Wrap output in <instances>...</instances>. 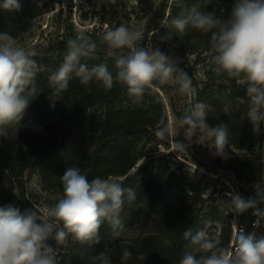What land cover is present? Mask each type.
<instances>
[{
    "label": "trees",
    "instance_id": "obj_1",
    "mask_svg": "<svg viewBox=\"0 0 264 264\" xmlns=\"http://www.w3.org/2000/svg\"><path fill=\"white\" fill-rule=\"evenodd\" d=\"M197 0L185 6L196 4ZM226 4L234 0H220ZM104 11L105 23L112 25L116 20V6L120 0H106ZM20 11L0 9V32H8L18 37L28 31L34 20L50 8L39 0H20ZM200 10L215 12L217 16L227 19L232 7L217 4H205L199 0ZM185 6H174L167 18L180 12ZM166 17V3L161 0L160 6L149 19L150 29L160 28L164 38L172 33L170 44L185 48L191 44V51L210 52V34H204L189 28L187 33L179 36L170 27H160V21ZM101 32H86L98 44L97 53L106 54L112 50L100 40ZM75 36L63 34L55 43L50 44L46 53L56 47L67 50V40ZM163 42V43H164ZM138 45V44H137ZM184 50V49H183ZM186 50V49H185ZM186 53V51H184ZM45 55H37L41 62ZM199 60V59H197ZM109 70L115 74L114 56L105 59ZM199 62V61H196ZM193 80V70L184 63H179ZM49 75L39 70L36 76V87L41 93L30 101L29 107L20 122L18 134L14 140L0 138V206L13 204L21 212L35 207L27 191L28 182L38 174L44 190H53L63 194L60 176L68 167H79L87 170L89 180L101 178L124 177L123 186L135 190L136 200L125 202L122 221L124 225L121 236L111 237L110 225L105 222L101 229V242L97 245H81L70 242L68 248L61 253L58 264H88L97 258L101 251L107 252L112 264H178L181 251L186 241L183 233L188 228L203 229L210 222L221 220L222 229L218 236L222 246L228 247L232 228L230 220L218 216L216 206L205 208L206 198L202 192L179 187V177L175 170L169 171L166 177H160L152 165L145 149L137 148L139 137L147 136L151 130L163 120V105L158 97H150L148 105H129L124 103L129 95L122 84L105 91L99 82L93 80L82 85L79 78L73 76L66 91L56 93L49 86ZM158 85L165 88L163 84ZM246 85L241 81L216 77L214 84L197 89L198 101L211 106L207 122L211 126L229 125V146L241 151L228 165L239 183L246 185L241 197L256 198L255 185L264 188V151L256 152V136L262 137L264 124L260 126V134H255L252 124L245 119L249 98ZM227 147V146H226ZM185 154H191L195 163H200L194 147H188ZM134 172L131 170L138 164ZM5 170L11 177L5 176ZM5 183L8 187H5ZM60 197L49 201L53 205ZM144 204L149 216L150 228L137 237L125 238L126 232L134 230L141 221L139 205ZM264 207V205H261ZM39 211V210H38ZM237 215V214H236ZM241 224L247 225L254 217L252 210L237 215ZM221 218V219H220ZM128 248L132 253L127 262H122V250ZM143 254L142 261L138 257Z\"/></svg>",
    "mask_w": 264,
    "mask_h": 264
},
{
    "label": "clouds",
    "instance_id": "obj_2",
    "mask_svg": "<svg viewBox=\"0 0 264 264\" xmlns=\"http://www.w3.org/2000/svg\"><path fill=\"white\" fill-rule=\"evenodd\" d=\"M0 9L20 11V0H0ZM169 24L179 36L185 35L189 28L210 34L214 75L246 85L249 102L243 116L251 122L253 132L260 134V126L264 124V0H236L227 19L215 12L201 11L197 0L196 4L183 7ZM171 35L169 32L162 39L168 40ZM141 39L139 31L124 23L101 35V42L114 50L113 74L106 63L91 68L82 63L97 58L98 44L90 35L78 33L67 40V52L60 66L49 75V86L59 94L68 89L75 76L85 86L95 80L105 91L116 83L122 84L136 101L154 82H174L180 93L194 94L192 80L179 67V58L150 45L138 47ZM37 55L8 32H0V138L4 140L16 138L30 101L41 93L36 87L40 70ZM210 111L211 106L205 102L190 104L176 125L186 137L199 134L201 139L212 140L215 154L224 156L229 144V125L210 126L206 122ZM167 131L159 129L156 135L165 139ZM184 150L186 145L177 141V151ZM5 176L11 177V173L5 170ZM60 183L62 196L43 214L35 207L21 212L13 204L0 206V264H58V250L66 247L69 239L81 245L99 244L100 229L105 222L110 225L113 239L121 236L125 202L136 200L134 189L115 179L96 176L89 180L87 170L79 167L66 168ZM254 187L256 198L245 199L228 192L226 196L230 199L219 203L237 215L251 209L256 217L255 229L264 222V207H261L264 188ZM53 239L56 248L48 243ZM183 239L186 243L178 264H264V235L255 231L238 230L230 247L222 246L218 236H209L203 229L188 228ZM131 256L128 248L122 250V262ZM97 259L99 264H112L105 251ZM138 259L143 261L145 256L141 254Z\"/></svg>",
    "mask_w": 264,
    "mask_h": 264
},
{
    "label": "rangeland",
    "instance_id": "obj_3",
    "mask_svg": "<svg viewBox=\"0 0 264 264\" xmlns=\"http://www.w3.org/2000/svg\"><path fill=\"white\" fill-rule=\"evenodd\" d=\"M39 1L44 2L50 9L36 18L28 31L15 38L20 45L34 49L38 55H45L44 59L38 65L40 70L48 75L60 66L67 52V50H61L56 47L50 53L45 52V49L50 44L55 43L61 35L71 34L76 36L80 32L86 33L93 30L103 32L108 29H114L121 23L141 33L142 39L138 42V47H147L150 45L153 49L159 48L165 54H169L173 58H179L180 63H184L185 66L192 67L194 94L185 95L180 93L178 90L179 86L174 82L163 84L165 88L157 83H153L151 88L146 89L143 97L139 101L129 96L124 103L129 105H148L151 102L150 97H158L161 99L164 111L163 120L160 125L151 130L149 135L142 138L139 137L137 148L141 149L143 147L145 149L148 157L152 160L154 171L160 177H166L169 171L175 170L177 177H179L180 188L191 189L193 187L201 191L202 196L206 198L205 208L211 205L216 206L218 216L224 218L229 214L227 218L225 217V220H230L234 212H231L227 207H221L219 202L230 199V197L226 196L228 192L239 194L240 196L244 194L243 191L246 189V185L240 184L235 173L228 168L230 162L239 156L241 151L228 145L225 148L224 156L216 155L212 140L206 137L201 139L199 134L186 137L183 130L176 125V121L184 115L186 107L190 104L200 102L198 101L197 89L214 84L216 76L213 72V54H210V52H200V49L192 52L190 48L192 42L191 44L185 45V48H181L182 45H180L181 47L175 44L172 45L169 41L165 43L162 39V30L160 28L150 29L149 19L160 6L161 0H120L116 6V20L112 25L105 23L103 20L104 16L108 17V14L104 11V7L107 4L106 0ZM194 1L165 0L166 17L160 21V27L171 28L169 24L170 19L167 17L172 13L174 6H185ZM204 2L205 4H217L221 7L227 6L225 11L227 15L229 13L228 8L233 7L236 0H234V3L229 2L228 4L220 0H204ZM179 13L178 11L173 17ZM108 56H114V50L106 54L97 53V58L82 60V63H86L91 68L93 65L106 63L105 59ZM204 102L206 103V100ZM208 124L211 126L210 123ZM165 128L168 130L166 138L161 139L156 135V132L159 129ZM177 141H182L186 145V150L177 151ZM188 147H194L200 163H195L191 154H188V156L185 154ZM255 151L257 153L264 151V133H262V137L259 135L256 136ZM140 163L141 160L131 172H134ZM123 178L109 177L107 179L120 181ZM27 191L32 201L35 202L39 212L42 214L51 206L49 201L61 195L53 190H44L38 174H35L28 182ZM139 210L141 212L140 224L136 229L130 230L128 233L126 232L125 238L137 237L141 232L150 228L149 216L145 205L141 203ZM222 226V219L217 220L216 222L208 223L204 231L209 236H214V233H219ZM70 242H72L71 239H69L66 247L61 246L59 248L58 261L61 259V253L68 248ZM48 243L53 248L57 247L54 239L49 240ZM88 264H99V261L97 258H92Z\"/></svg>",
    "mask_w": 264,
    "mask_h": 264
},
{
    "label": "built area",
    "instance_id": "obj_4",
    "mask_svg": "<svg viewBox=\"0 0 264 264\" xmlns=\"http://www.w3.org/2000/svg\"><path fill=\"white\" fill-rule=\"evenodd\" d=\"M256 220V217L254 216L251 221L247 224V225H244V224H241L239 222V218L238 216L236 215V213L234 214L233 213V217L230 219V222H231V228H232V233H231V238H230V241L228 243V247L231 246L232 242H233V237L235 235V233L238 231V230H244L246 232H252V231H255L258 235H264V222H262V225L261 227H258V228H253V224Z\"/></svg>",
    "mask_w": 264,
    "mask_h": 264
}]
</instances>
